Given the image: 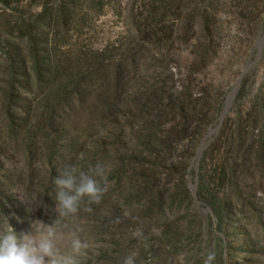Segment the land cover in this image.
<instances>
[{
  "label": "rangeland",
  "instance_id": "374dc122",
  "mask_svg": "<svg viewBox=\"0 0 264 264\" xmlns=\"http://www.w3.org/2000/svg\"><path fill=\"white\" fill-rule=\"evenodd\" d=\"M263 36L264 0H0V234L54 226L77 264H264V48L192 166ZM70 167L101 193L62 217Z\"/></svg>",
  "mask_w": 264,
  "mask_h": 264
},
{
  "label": "clouds",
  "instance_id": "9594fccd",
  "mask_svg": "<svg viewBox=\"0 0 264 264\" xmlns=\"http://www.w3.org/2000/svg\"><path fill=\"white\" fill-rule=\"evenodd\" d=\"M104 169L96 165L94 175L102 177ZM54 183L61 191L58 192L57 202L60 216L75 213L78 202L83 198L95 201L101 188L93 175L78 171L75 167L68 169V175L61 179L55 178ZM66 190V191H65ZM33 234H21L19 237L12 227L0 234V264H77L71 256L60 255L54 244V226L34 222ZM73 252H79L86 245L77 237L70 240ZM135 253L125 257L123 264H135ZM214 254L210 253L205 264H210Z\"/></svg>",
  "mask_w": 264,
  "mask_h": 264
},
{
  "label": "water",
  "instance_id": "95a60500",
  "mask_svg": "<svg viewBox=\"0 0 264 264\" xmlns=\"http://www.w3.org/2000/svg\"><path fill=\"white\" fill-rule=\"evenodd\" d=\"M258 48V52L257 55L255 57V60L251 63H248L247 67L243 70V72L241 73V75L239 76L236 84L231 88V90L228 92L227 94V98H226V103L225 106L223 108V111L221 113V116L219 117L217 123L215 124V126L213 128H211L209 130V132L207 133V135L202 139V141L200 142L196 154L192 160V166H194L195 171H198V166H199V162L200 159L203 155V152L206 150V148L210 145V143L212 142L213 138L215 135H217V133L219 132L222 123L229 111V109L232 107L233 104V100L235 98V95L241 85L242 79L244 78V76L247 74V72L254 66L256 65V63L261 59L262 56V52H263V48H264V36L263 38L260 39V42L257 46ZM191 166V168H192ZM191 168L189 169V172L191 170ZM197 182V180H196ZM189 188L192 192V195L196 201L197 204H200V202L197 200L196 198V185H192L191 183H189ZM206 212H210V209H206Z\"/></svg>",
  "mask_w": 264,
  "mask_h": 264
}]
</instances>
